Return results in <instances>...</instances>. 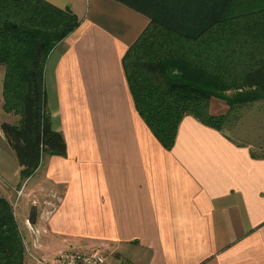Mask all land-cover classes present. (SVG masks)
Returning a JSON list of instances; mask_svg holds the SVG:
<instances>
[{
	"label": "crops",
	"instance_id": "crops-1",
	"mask_svg": "<svg viewBox=\"0 0 264 264\" xmlns=\"http://www.w3.org/2000/svg\"><path fill=\"white\" fill-rule=\"evenodd\" d=\"M41 1L78 26L44 69L47 112L65 154L43 155L22 180L0 130V195L16 223L25 191L38 216L52 211L35 225L25 219V233L17 223L24 247L46 258L101 247L107 264H264V146L255 151L232 131L226 137L186 116L166 151L136 112L122 68L148 19L116 0ZM4 115L0 125L18 123Z\"/></svg>",
	"mask_w": 264,
	"mask_h": 264
},
{
	"label": "trees",
	"instance_id": "trees-1",
	"mask_svg": "<svg viewBox=\"0 0 264 264\" xmlns=\"http://www.w3.org/2000/svg\"><path fill=\"white\" fill-rule=\"evenodd\" d=\"M32 1L0 0L2 110L19 118L0 130L22 180L43 155L66 152L47 112L44 69L52 49L78 26L70 12ZM116 1L148 19L122 68L136 112L166 151L184 117L226 136L240 108L264 99V0ZM214 99L226 113H211ZM12 208L0 195V264H24ZM28 221H37L35 206Z\"/></svg>",
	"mask_w": 264,
	"mask_h": 264
},
{
	"label": "rangeland",
	"instance_id": "rangeland-1",
	"mask_svg": "<svg viewBox=\"0 0 264 264\" xmlns=\"http://www.w3.org/2000/svg\"><path fill=\"white\" fill-rule=\"evenodd\" d=\"M227 108L224 104V102L220 100L214 99L211 103V113L215 115L224 114L226 113ZM2 109H1V102H0V117H5ZM6 123H10L9 120ZM231 137L244 143H248L251 145L254 150L256 151L258 149L257 146L262 145L264 146V99L260 100L258 102L251 103L249 105H246L243 108H240L237 111L236 119L234 121V128L232 132L230 133ZM257 145V146H256ZM39 174H37L28 184V188L33 186L35 183V180L38 178ZM27 192H24V195L18 199H16V219L17 223L22 231L24 232V222L25 219L29 218V214L32 208V205L29 202V199L26 196ZM41 206L42 203L40 202ZM23 208V209H22ZM37 214V213H36ZM38 220H41V217L37 215ZM92 233V232H90ZM98 233V232H95ZM24 238H26L24 236ZM66 248L68 247L66 244L64 245ZM26 248L27 243H26ZM32 248V247H31ZM100 249L105 252L106 255L109 257V252H106V249L103 248H95ZM92 249V250H95ZM69 251H77V252H83L76 248H68ZM36 256L41 257L40 254H36ZM126 262V260H125ZM24 264H36L34 261L32 262L28 255L26 254V258H24Z\"/></svg>",
	"mask_w": 264,
	"mask_h": 264
},
{
	"label": "built area",
	"instance_id": "built-area-1",
	"mask_svg": "<svg viewBox=\"0 0 264 264\" xmlns=\"http://www.w3.org/2000/svg\"><path fill=\"white\" fill-rule=\"evenodd\" d=\"M51 213L52 211H48L44 216L41 215V218L45 221L49 218ZM24 249L28 257L32 259L36 264H107V256L105 252L100 249H95L89 252L62 250L55 254L52 258H39L32 255L26 248V246L24 247ZM122 264L132 263L123 262Z\"/></svg>",
	"mask_w": 264,
	"mask_h": 264
}]
</instances>
